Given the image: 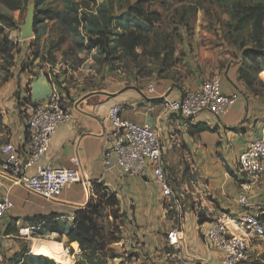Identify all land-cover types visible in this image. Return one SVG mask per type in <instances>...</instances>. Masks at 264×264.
Here are the masks:
<instances>
[{
    "label": "crops",
    "instance_id": "obj_1",
    "mask_svg": "<svg viewBox=\"0 0 264 264\" xmlns=\"http://www.w3.org/2000/svg\"><path fill=\"white\" fill-rule=\"evenodd\" d=\"M199 32L191 38L185 36L184 44L176 50V56L184 51V56L179 57V71L183 75L180 82L153 77L131 79L105 68L98 72L83 68L59 89L44 71L22 68V55L23 59L17 57L14 66L7 69L10 77L0 80V164L4 145L12 144L24 155L29 149L21 110L25 99L43 103L57 90L69 119L58 128L40 164L70 168L79 161L82 177V182L48 199L17 185L0 168V196L8 195L14 204L1 230L9 236L5 244L11 245L15 254L26 249L33 254L34 237L18 239L21 229L34 225L42 229L54 216L55 221H72L96 197V188L100 187L102 192L106 189L116 193L122 208L127 209L129 204L135 207L134 218L141 226L136 236L149 263L222 264L220 253L206 243L204 235L222 214L237 217L245 211L239 203L242 191L236 182L240 178L237 161L261 137L264 90H257V86L251 89L241 78L245 50H230L234 55L229 57L226 49L211 48L210 38ZM214 74L222 77V92L236 96L234 105L223 117L205 113L187 123L166 111L164 101L181 100L186 91L199 89ZM149 85L155 86L154 92ZM116 106L121 108L124 120L158 133L164 144V163L168 165L181 154L193 162L196 178L185 181L174 194L178 206L172 208L180 211V222L168 217L166 199L153 177L131 176L115 166H105L104 156L113 132L109 113ZM257 196L258 193H252V201ZM200 216L209 222L200 224ZM40 229L39 235L43 231ZM174 229L180 231L178 246H171L168 240Z\"/></svg>",
    "mask_w": 264,
    "mask_h": 264
},
{
    "label": "rangeland",
    "instance_id": "obj_2",
    "mask_svg": "<svg viewBox=\"0 0 264 264\" xmlns=\"http://www.w3.org/2000/svg\"><path fill=\"white\" fill-rule=\"evenodd\" d=\"M31 1L36 7L34 36L23 40L21 27ZM139 1L0 0V80L10 77L7 69L22 55V68L44 71L59 89L83 68L95 72L105 68L131 79L153 77L180 82L183 75L179 71V57L184 56V51L176 56V50L184 44L185 36L191 38L197 30L210 38L211 48L222 47L229 57L234 55L230 50H246V57L257 51L264 60V19L261 25H256L253 21L247 23L244 18L245 10L256 7L259 0H143L145 15L138 17L135 8ZM70 9L78 12V21L73 20L76 29L72 33L59 22L60 14ZM100 38L103 39L102 49L92 44ZM246 71L251 74L253 86L264 90V74ZM168 163H164L165 170L177 195L185 181L189 183L196 178L193 162L181 154L179 159ZM96 197L90 212L94 218V244L84 245L85 254L78 264H88L90 259L106 264H151L144 257L145 252L141 251V242L136 236L141 226L134 218L135 207L129 204L127 209L122 208L112 191L103 190ZM165 208L168 217L180 222V211L177 213L167 203ZM74 222L75 218L70 222L53 223L64 235L53 237L48 231H41L40 235L37 232L32 237L56 243L62 240L64 246H68L67 240L74 239L69 235L76 228ZM50 226L51 223L46 224L45 229L49 230ZM251 244L253 262L250 264H253L264 255V243L252 241ZM95 248L99 249L97 254L92 253ZM31 255L34 259L29 258L28 264L51 260ZM76 261L77 258L72 264Z\"/></svg>",
    "mask_w": 264,
    "mask_h": 264
},
{
    "label": "built area",
    "instance_id": "obj_3",
    "mask_svg": "<svg viewBox=\"0 0 264 264\" xmlns=\"http://www.w3.org/2000/svg\"><path fill=\"white\" fill-rule=\"evenodd\" d=\"M221 82V75L214 74L199 89L186 91L181 100L164 101L163 105L166 111L179 115L187 123L205 113L221 118L236 100V96L222 92ZM149 90L154 92L155 86L149 85ZM21 110L29 149L24 155L20 148L12 144L4 145L0 168L28 191L48 199L56 198L68 186L82 182L79 161H75L70 168L40 164L58 128L69 119L62 97L59 91L54 90L43 103L27 99ZM109 117L113 132L104 156L105 166H115L131 176L153 177L162 190L167 206H178L168 179L169 173L165 170L164 144L158 133L152 128L124 120L118 106L111 109ZM237 167L240 178L236 182L242 191L239 203L245 211L237 217L222 214L204 235L206 243L220 253L222 264H250L253 262L251 242L264 243V128L261 137L254 140L238 158ZM252 193L259 194L256 201H252ZM13 207L8 195L0 196V264L24 263L12 262L15 253L11 245L5 244L9 236L1 230L6 215ZM39 229L36 225L23 228L18 239L32 237ZM168 240L171 246H178L180 231L172 230ZM59 242L63 256L70 258L72 263L76 258L80 259L82 251L78 242L67 241L68 246H64L62 240ZM51 260L57 264L56 260Z\"/></svg>",
    "mask_w": 264,
    "mask_h": 264
},
{
    "label": "trees",
    "instance_id": "obj_4",
    "mask_svg": "<svg viewBox=\"0 0 264 264\" xmlns=\"http://www.w3.org/2000/svg\"><path fill=\"white\" fill-rule=\"evenodd\" d=\"M145 1L140 0L137 3V6L135 8V13L136 16L138 17H142L145 15V10L143 8V4ZM155 16L156 13H154ZM1 15H0V20H1ZM244 18L247 20V23L250 21H253L256 25L259 24L261 25V22L264 19V0H259V4L256 7H253L251 9L245 10L244 13ZM73 20L78 21V12L74 9H70L68 11H64L60 14L59 16V22L60 24L67 30L68 33H72L76 27L73 25ZM94 46H99L101 49L103 48V39H97L95 42L92 43ZM132 48V47H131ZM130 50V48H129ZM104 52V50H103ZM244 54V58H245V63L243 65L242 70L240 71L241 74V78L243 80H247L246 84L253 89L254 86L251 82V74H246V70L248 71H252L255 72L257 74H264V60H263V56L261 55L260 52H250V54L246 57V50L243 52ZM246 59H247V64H246ZM249 59V61H248ZM25 101H27V99H25ZM24 101V102H25ZM23 105V103H22ZM106 190V189H105ZM102 193V189L100 187L96 188L95 191V195H100ZM97 198V197H95ZM111 198V197H110ZM112 198H115L114 196ZM96 200L94 198H92V200L90 201V203L88 204V206L84 209L81 210L77 213L76 217H75V226L76 228L71 230L69 232L70 237L74 238L72 240L68 239L67 241L69 242H78L82 251V256L80 257V259L78 260L77 264L80 262V260L84 257L85 254V250H84V245L86 244H94V239L92 236V232L94 230L93 228V222H94V218L91 212L92 208V202ZM56 217H51L49 219V222H47L46 224H50L52 228H50L49 230H46L45 228V224L44 227L40 230H43L47 233H57V234H61L64 235V232L61 230V228L59 226H56L53 223H56ZM42 221H39V223ZM204 222H209L208 220L205 221L203 219H201V216L199 217V223L200 224H204ZM61 241V240H60ZM99 251V249L95 248L92 253L97 254ZM29 258L32 260L34 259L33 256L31 254H29L28 251H23L20 252L18 254H15L13 257L12 262L13 263H17L20 261H23V264H28V260ZM111 258H115L114 256H112ZM33 261V260H32ZM34 264H37L36 262H34ZM43 264H55L53 260H49V259H44ZM88 264H106V263H102L100 262V260H96V259H90ZM254 264H264V255L257 261H255Z\"/></svg>",
    "mask_w": 264,
    "mask_h": 264
},
{
    "label": "bare ground",
    "instance_id": "obj_5",
    "mask_svg": "<svg viewBox=\"0 0 264 264\" xmlns=\"http://www.w3.org/2000/svg\"><path fill=\"white\" fill-rule=\"evenodd\" d=\"M32 252L36 256H45L56 260L58 264H72V260L62 255V247L56 242H48L44 239H33ZM76 247V245H74Z\"/></svg>",
    "mask_w": 264,
    "mask_h": 264
},
{
    "label": "water",
    "instance_id": "obj_6",
    "mask_svg": "<svg viewBox=\"0 0 264 264\" xmlns=\"http://www.w3.org/2000/svg\"><path fill=\"white\" fill-rule=\"evenodd\" d=\"M35 10V4L33 1H31L28 6L25 24L21 27L20 38L23 40L32 38L34 36V27L36 19Z\"/></svg>",
    "mask_w": 264,
    "mask_h": 264
}]
</instances>
